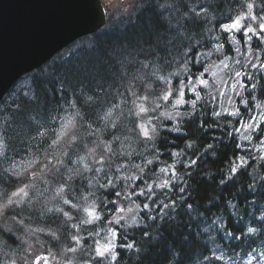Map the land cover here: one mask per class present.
<instances>
[{
  "label": "clouds",
  "instance_id": "obj_1",
  "mask_svg": "<svg viewBox=\"0 0 264 264\" xmlns=\"http://www.w3.org/2000/svg\"><path fill=\"white\" fill-rule=\"evenodd\" d=\"M0 87V264H264V0H96Z\"/></svg>",
  "mask_w": 264,
  "mask_h": 264
},
{
  "label": "water",
  "instance_id": "obj_2",
  "mask_svg": "<svg viewBox=\"0 0 264 264\" xmlns=\"http://www.w3.org/2000/svg\"><path fill=\"white\" fill-rule=\"evenodd\" d=\"M101 19L96 0H0V87Z\"/></svg>",
  "mask_w": 264,
  "mask_h": 264
},
{
  "label": "rangeland",
  "instance_id": "obj_3",
  "mask_svg": "<svg viewBox=\"0 0 264 264\" xmlns=\"http://www.w3.org/2000/svg\"><path fill=\"white\" fill-rule=\"evenodd\" d=\"M112 4H113V6H116V4H115V1L114 0H112ZM119 4L117 3V6H118Z\"/></svg>",
  "mask_w": 264,
  "mask_h": 264
},
{
  "label": "trees",
  "instance_id": "obj_4",
  "mask_svg": "<svg viewBox=\"0 0 264 264\" xmlns=\"http://www.w3.org/2000/svg\"><path fill=\"white\" fill-rule=\"evenodd\" d=\"M116 1V0H115ZM117 3L119 4L120 3V0H117Z\"/></svg>",
  "mask_w": 264,
  "mask_h": 264
}]
</instances>
